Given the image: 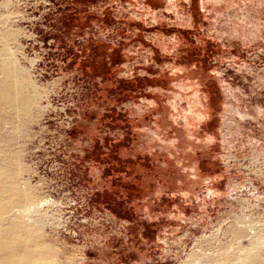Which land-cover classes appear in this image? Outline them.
I'll return each instance as SVG.
<instances>
[{
  "label": "rangeland",
  "instance_id": "rangeland-1",
  "mask_svg": "<svg viewBox=\"0 0 264 264\" xmlns=\"http://www.w3.org/2000/svg\"><path fill=\"white\" fill-rule=\"evenodd\" d=\"M0 30L34 97L17 210L44 264L264 247V0H0Z\"/></svg>",
  "mask_w": 264,
  "mask_h": 264
},
{
  "label": "bare ground",
  "instance_id": "bare-ground-1",
  "mask_svg": "<svg viewBox=\"0 0 264 264\" xmlns=\"http://www.w3.org/2000/svg\"><path fill=\"white\" fill-rule=\"evenodd\" d=\"M9 36L0 30V264H44L52 248L30 237L34 227L21 217L17 207L31 198L17 183L18 150L14 139L26 127L34 97L23 91L21 74L3 46ZM4 123L9 126L4 127ZM253 243L244 255L243 264H264V247ZM220 264H234L222 262Z\"/></svg>",
  "mask_w": 264,
  "mask_h": 264
}]
</instances>
